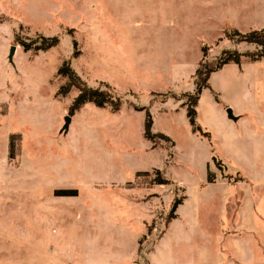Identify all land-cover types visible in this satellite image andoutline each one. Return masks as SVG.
Here are the masks:
<instances>
[{
  "label": "rangeland",
  "instance_id": "obj_1",
  "mask_svg": "<svg viewBox=\"0 0 264 264\" xmlns=\"http://www.w3.org/2000/svg\"><path fill=\"white\" fill-rule=\"evenodd\" d=\"M263 27L264 0H0V264H264V187L253 199L258 230L242 232L236 216L248 182L240 167L248 176L264 169V56H245L260 46L234 35ZM54 35L58 45L37 53L20 44ZM225 50L240 61L213 71L199 95L204 136L181 95L195 89L197 67ZM65 60L87 86L119 95L120 108L87 101L70 115L77 88L56 95L68 82L58 72ZM227 107L253 113L261 134L250 116L229 119ZM146 109L151 130L173 145L144 137ZM10 133L21 136L14 159ZM208 168L215 186L203 190ZM155 169L172 184L125 187ZM175 186L184 220L160 237ZM223 191L222 206L214 193ZM242 238L255 244L238 247L239 258Z\"/></svg>",
  "mask_w": 264,
  "mask_h": 264
},
{
  "label": "trees",
  "instance_id": "obj_2",
  "mask_svg": "<svg viewBox=\"0 0 264 264\" xmlns=\"http://www.w3.org/2000/svg\"><path fill=\"white\" fill-rule=\"evenodd\" d=\"M234 35L237 36V42H245L248 44H255L260 46L259 49L253 50L251 52H244L243 54L249 57L251 60L260 59L264 56V27L261 29H253L247 32H239L237 30L234 31ZM230 39H233V36H228ZM60 38L56 35L54 36H38L30 41H20L22 48L24 51H32L33 53H37L38 51L48 50L52 47L58 45ZM73 47H76L77 42L74 38H72ZM230 61L239 63V54L233 51L225 50L222 53L220 61H216L215 64H200V66L196 69V77L194 78L195 89L192 92H186L181 95L182 99H184V105L187 117L189 119L190 124L192 125L193 131L199 132L201 135L208 136L207 132H204L196 123V107L198 105L199 95L204 88H210V84L208 79L210 74L213 71L221 68L225 63ZM58 72L65 76L68 80L67 84L64 87L59 89L56 92L57 94L66 95L72 85L77 88L78 95L73 99L70 107L69 114L72 115L76 109L82 105L84 102L91 101L98 107H110L111 111H117L120 108V96L113 94V92L106 89L92 88L85 84L83 80L78 76V74L71 68L68 60L63 61V64L58 69ZM215 100L219 103L217 94L214 95ZM177 98V97H175ZM226 107V106H225ZM153 124V120L151 114L146 109L144 123H143V134L144 137L150 141L157 140H165L166 142H170L172 145V141L170 138L160 132H153L151 130ZM20 144H21V136L19 133H10L8 139V158L14 159L20 153ZM214 164L218 168L221 169L222 165L220 163V159L216 157H212ZM134 179L129 181L126 184V188H135V187H153L155 185L161 184H172V180L166 177L164 171L159 169H155L153 172L148 171H137L134 174ZM243 179L242 174L238 172L235 176V180ZM215 181V173L212 172L209 168L207 169L206 182L212 183ZM179 188L175 186L171 193L173 194L170 207L168 212L163 216L164 220V229L161 232L160 237L167 231L168 225L171 220L178 217L176 214V209L179 204L182 203L185 198V194L177 196V191ZM56 195H74L75 190L72 189H60L55 191Z\"/></svg>",
  "mask_w": 264,
  "mask_h": 264
},
{
  "label": "crops",
  "instance_id": "obj_3",
  "mask_svg": "<svg viewBox=\"0 0 264 264\" xmlns=\"http://www.w3.org/2000/svg\"><path fill=\"white\" fill-rule=\"evenodd\" d=\"M233 113L236 116H238V119L236 120V122H238L241 117L250 116L251 119H252V123H251L252 133L253 134H258V135L261 134L259 130H262V126H260V123L257 122L256 117H255V115H253V113H251V112L248 113V111H241L240 113H236V112L233 111ZM238 138H240V141H244V134L239 132V137ZM253 163L255 164V162H253ZM240 169H241L240 172L244 175V177L247 178L248 182L241 181V183H240L242 199H241L240 205L236 209V216H237V219H239V221H238L239 224L237 226H238V229L242 230V232L243 231L255 232V231L258 230L256 225L254 224L255 223L254 215H255V211L257 209H256V206L254 204V200L253 199H254V197L256 195V194H254L255 193V189L259 188V187H262V188L264 187V169L261 171V173H262L261 176H257V174L252 175V176H248L247 173H245V171L243 170L242 167H240ZM214 186H215V183H207L206 186H201L200 185V188L205 190V189H207L209 187H214ZM214 194L220 195V202H221V204L223 206V204L225 203V201L227 199L226 191H223V193H214ZM248 199H250V204L248 203V205H247L246 201L249 202ZM184 201H185V198L183 199L182 203L177 206L176 214L178 215V217L175 218V219H181L182 221L184 220V218L181 216V213H180V208L183 205ZM221 211H222V209H221ZM242 244H244L246 246H250V247L252 246V248H253L255 242H254V240H249V241L246 240L245 241L243 238L242 239H238L237 244H236V248H237L236 249V255L239 258L243 257L242 256L243 255L242 252L239 251V248H238ZM253 252H254V250H253Z\"/></svg>",
  "mask_w": 264,
  "mask_h": 264
},
{
  "label": "water",
  "instance_id": "obj_4",
  "mask_svg": "<svg viewBox=\"0 0 264 264\" xmlns=\"http://www.w3.org/2000/svg\"><path fill=\"white\" fill-rule=\"evenodd\" d=\"M15 49H16L15 45L10 46L9 54H8V61L11 64H13V54H14ZM226 114H227L228 118L233 120V121H236L238 119V116H236L233 113L232 109L229 108V107L226 108ZM70 120H71V116L70 115H66L65 118H64V124H63L62 129H61L63 132H67L68 131Z\"/></svg>",
  "mask_w": 264,
  "mask_h": 264
}]
</instances>
